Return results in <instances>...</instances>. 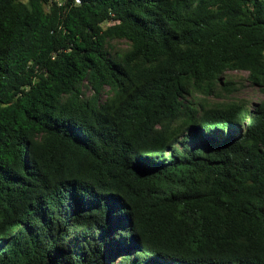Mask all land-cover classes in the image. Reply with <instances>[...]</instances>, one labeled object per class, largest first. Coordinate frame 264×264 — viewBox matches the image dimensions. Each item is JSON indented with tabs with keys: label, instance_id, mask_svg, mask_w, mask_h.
<instances>
[{
	"label": "trees",
	"instance_id": "16d2710c",
	"mask_svg": "<svg viewBox=\"0 0 264 264\" xmlns=\"http://www.w3.org/2000/svg\"><path fill=\"white\" fill-rule=\"evenodd\" d=\"M78 1L0 0V264H264V0Z\"/></svg>",
	"mask_w": 264,
	"mask_h": 264
},
{
	"label": "rangeland",
	"instance_id": "374dc122",
	"mask_svg": "<svg viewBox=\"0 0 264 264\" xmlns=\"http://www.w3.org/2000/svg\"><path fill=\"white\" fill-rule=\"evenodd\" d=\"M121 48L122 44L117 45ZM231 77V81L237 85V91L231 95H224L222 98L216 99L217 101H231V100H246L252 104L264 101V95L257 89L250 86L247 82V73L245 72H229L227 73ZM89 93L88 95H90Z\"/></svg>",
	"mask_w": 264,
	"mask_h": 264
},
{
	"label": "built area",
	"instance_id": "2783aa9c",
	"mask_svg": "<svg viewBox=\"0 0 264 264\" xmlns=\"http://www.w3.org/2000/svg\"><path fill=\"white\" fill-rule=\"evenodd\" d=\"M76 3H79V1H78V0H76Z\"/></svg>",
	"mask_w": 264,
	"mask_h": 264
}]
</instances>
